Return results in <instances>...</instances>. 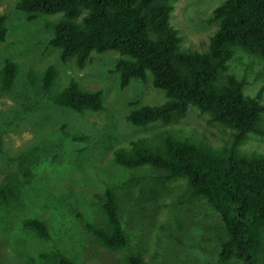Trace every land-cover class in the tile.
I'll return each instance as SVG.
<instances>
[{
	"label": "rangeland",
	"instance_id": "rangeland-1",
	"mask_svg": "<svg viewBox=\"0 0 264 264\" xmlns=\"http://www.w3.org/2000/svg\"><path fill=\"white\" fill-rule=\"evenodd\" d=\"M17 1L0 0L6 29L0 69L6 60L16 66L10 88L0 87V186L18 187L15 198L0 202V264H50L41 254L55 250L77 264H126V255L135 250L148 264H238L217 261L224 238L221 221L203 198L190 194L184 178L166 179L147 165L126 168L113 159L115 151H128L132 141L156 144L163 133L219 149L230 144L232 130L209 122L195 107L171 124L129 123L130 110L166 100L150 73L121 88L114 66L124 56L116 51L91 52L82 68L73 59L62 62L59 49L47 44L61 14L31 18L16 7ZM222 2L170 3L168 22L177 31L180 49L206 50L216 29L212 13ZM48 66L55 69V78L44 90L41 77ZM226 75L243 80L242 94L258 95L264 107V63L259 58L233 52L220 80ZM70 80L84 90H100L102 108L79 113L55 104L52 96ZM263 122L264 109L259 124ZM235 147L240 153L264 155V136L249 132ZM106 186L116 194L128 239L118 250L104 247L84 227L104 224L97 195ZM29 218L43 221L49 237L24 228ZM260 239L259 264H264V227Z\"/></svg>",
	"mask_w": 264,
	"mask_h": 264
},
{
	"label": "trees",
	"instance_id": "trees-1",
	"mask_svg": "<svg viewBox=\"0 0 264 264\" xmlns=\"http://www.w3.org/2000/svg\"><path fill=\"white\" fill-rule=\"evenodd\" d=\"M172 1L18 0L16 7L31 18L61 14L51 25L47 44L59 49L62 62L73 59L82 68L91 52L116 51L124 56L114 66L121 88L130 79L143 80L150 73L152 85L163 91L166 100L130 110L126 115L129 123L171 124L195 107L208 115L209 122L232 130L230 144L219 149L163 133L156 144L132 141L128 151H115L113 159L126 168L147 165L162 171L166 179L184 178L190 194L203 198L221 221L224 238L219 243L217 261L259 264L260 232L264 227V155L240 153L235 144L249 132L264 136V122L259 124L264 107L258 95L242 94L243 80L233 75L220 80V75L226 69V60L237 50L264 63V0H223L213 10L216 29L202 52L179 48L177 31L168 22ZM3 21L0 16V42L6 33ZM15 73V64L4 61L0 69L2 90L10 88ZM54 78L55 69L48 66L41 77L42 88L47 90ZM30 81L33 83V78ZM52 101L79 113L99 111L102 93L84 90L70 80ZM17 191L16 185H1L0 202L15 198ZM97 199L104 224L86 223L85 229L109 250L126 247L128 239L114 190L106 186ZM22 225L41 238L49 237L45 223L39 219H26ZM41 257L50 264H77L58 250ZM125 263L148 264L138 250L130 251Z\"/></svg>",
	"mask_w": 264,
	"mask_h": 264
}]
</instances>
